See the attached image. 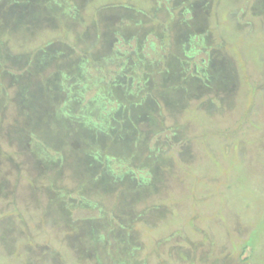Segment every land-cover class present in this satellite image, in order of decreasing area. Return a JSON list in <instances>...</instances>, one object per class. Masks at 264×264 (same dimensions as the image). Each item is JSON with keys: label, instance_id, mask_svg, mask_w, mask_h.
Instances as JSON below:
<instances>
[{"label": "rangeland", "instance_id": "1", "mask_svg": "<svg viewBox=\"0 0 264 264\" xmlns=\"http://www.w3.org/2000/svg\"><path fill=\"white\" fill-rule=\"evenodd\" d=\"M0 264H264V0H0Z\"/></svg>", "mask_w": 264, "mask_h": 264}]
</instances>
